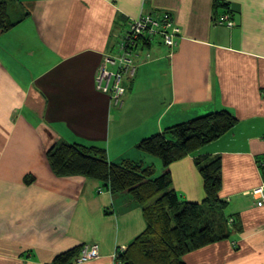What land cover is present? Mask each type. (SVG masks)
I'll return each instance as SVG.
<instances>
[{"label":"crops","instance_id":"crops-1","mask_svg":"<svg viewBox=\"0 0 264 264\" xmlns=\"http://www.w3.org/2000/svg\"><path fill=\"white\" fill-rule=\"evenodd\" d=\"M11 7L19 24L0 34V264H56L93 243L99 257L84 264H121L118 256L146 229L141 206L98 181L56 175L47 152L61 143L100 147L112 163L154 167L158 177L163 163L138 144L223 110L238 125L170 172L179 198L201 204L195 159H221L231 237L184 261L264 264V203L252 194L264 187V0H12ZM163 12L181 36L173 49L159 39L142 45L136 77L124 82L116 106L97 90V71L118 54L132 21ZM228 16L232 28L222 24Z\"/></svg>","mask_w":264,"mask_h":264},{"label":"trees","instance_id":"trees-1","mask_svg":"<svg viewBox=\"0 0 264 264\" xmlns=\"http://www.w3.org/2000/svg\"><path fill=\"white\" fill-rule=\"evenodd\" d=\"M11 4L12 0H0V34L19 24L11 18ZM237 125L236 116L223 110L142 140L137 148L164 165L165 170L158 177H155L154 167H144L130 160L112 163L107 151L100 147L61 143L47 152V159L58 176H81L98 181L112 193L131 195L141 206L146 229L118 256L121 264H186V255L231 237L229 217L224 213L227 202L220 197L223 167L220 158L195 159L206 195L205 200L197 204L179 198L172 187L170 166L197 155L199 150ZM259 163L264 178V157ZM83 247L59 256L56 264H72Z\"/></svg>","mask_w":264,"mask_h":264},{"label":"built area","instance_id":"built-area-1","mask_svg":"<svg viewBox=\"0 0 264 264\" xmlns=\"http://www.w3.org/2000/svg\"><path fill=\"white\" fill-rule=\"evenodd\" d=\"M227 27L234 26L230 16L222 21ZM181 36V29L175 24L169 13L144 14L131 22L118 47L117 55L106 56L96 74V88L108 95L116 106H122L126 94L124 82L133 80L138 71L137 59L141 55L142 45L151 44L156 40L173 49L177 39ZM259 199V205L264 203V187L252 192ZM233 222V221H231ZM99 257V246L85 245L76 264H84Z\"/></svg>","mask_w":264,"mask_h":264},{"label":"rangeland","instance_id":"rangeland-1","mask_svg":"<svg viewBox=\"0 0 264 264\" xmlns=\"http://www.w3.org/2000/svg\"><path fill=\"white\" fill-rule=\"evenodd\" d=\"M10 15H11V18H12V20L14 21V22H17L18 20H19V14L18 13H15V14H13V12H12V7H11V9H10ZM160 175V174H159ZM158 175V176H159ZM224 213H225V215H227L228 213H229V211H227L226 209H225V211H224Z\"/></svg>","mask_w":264,"mask_h":264}]
</instances>
